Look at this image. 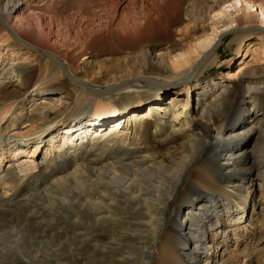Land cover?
<instances>
[{"label":"bare ground","instance_id":"bare-ground-1","mask_svg":"<svg viewBox=\"0 0 264 264\" xmlns=\"http://www.w3.org/2000/svg\"><path fill=\"white\" fill-rule=\"evenodd\" d=\"M21 1L0 0V55L2 52L11 51L12 59H20L25 54L42 68L40 74L42 78L39 81L36 80L35 67L30 61L26 63L25 60V62L12 60L9 64L5 63L4 73L15 74L21 83V86L14 90L15 92L9 94L13 96L10 97L12 101L9 105H3L7 112L12 111L34 85H36L35 90H37L36 87L42 88L43 90H38L44 95L58 92L62 95L69 94L71 86L67 80L70 79L65 71L70 76L78 71L72 69L65 54H61L59 58L51 53H45L53 60L50 61L40 57L44 53L36 46L19 41L18 36L25 37L40 46L49 44L48 34L42 33V30L35 32L30 29L31 17H20L24 9ZM169 7L167 16L174 18L180 10V3L171 2ZM205 11L206 14L202 15L203 21L209 26L211 33L205 39L196 41L192 52L174 57L162 56L161 53L143 48L132 53L126 58L127 60L119 61L115 68H108L107 72L96 74V77L89 82L90 88L85 85L72 87L75 94H78L76 98H73L76 101V104H73L75 108H79L78 103L82 100L92 102L90 99L92 96L85 89L96 95L117 90L129 91L138 86L135 80H141L150 88L145 93L158 92L162 89V83H166L163 80L166 76L173 80L171 83L184 85L194 77L202 64L206 62L208 66L214 64V59L210 57L215 52L216 48L214 51L213 48L217 40L224 32L232 30L240 33L235 37L239 44H242L245 38H248L247 40L251 43L253 38L261 40V47H257L259 55L249 59L252 62L246 63L247 70L240 71L244 66L233 75L235 86L239 89L236 95L230 94L231 90L228 91L227 88H222L219 93H215L212 87L210 90L205 88L199 92L197 88L200 84L195 82L193 90L191 86H186V97L178 98L181 91L177 90L173 92L171 101L157 107L160 110L156 113L158 117L155 120L148 116L152 112V107L149 112L140 113L144 115L134 112L137 115L128 117L126 112L131 110L129 105H124V109L120 111L115 105L94 104L93 120L120 115L121 118L107 131L103 130L104 124L101 128L95 129L89 144L91 150L95 148L100 152L86 155L81 161L84 171L93 174L97 184H101L102 187L107 185L110 188V195H105L100 203L99 208L102 212H99V215L94 214L90 219H85L84 214H81L84 226L81 235L92 237L89 240L95 243H104L102 235L107 230L101 225H107L106 229L109 230L110 235H113L111 225L113 226L115 221L112 208L128 206L133 210L138 221L132 224L119 221L118 224L127 225L122 227L123 231L132 228L135 231L140 230L142 240L138 245L143 250V259L150 264H200L208 255L203 248H219L222 241H229L230 234L246 230L244 223L249 217L250 207H252L251 213L257 210L258 214L264 217V141L258 143L259 138L264 134V120L257 113L258 106H264V82L260 76L250 75L252 72L250 66L254 68V71L264 69V6H256L250 0H213ZM40 25L42 26L41 21L38 25L41 28ZM12 37L30 49L36 47L40 55L31 51H22V49L11 50ZM104 43L112 45L116 43V39L109 36ZM82 56L80 55L75 62H78ZM197 62L199 67L195 66ZM167 69H170V73L166 75L162 70ZM82 72L89 74L90 71ZM128 75L133 77L117 86L96 87L98 83L104 81L105 77L123 78ZM126 84L127 86L123 87ZM225 92L227 94L223 95ZM194 95L197 96L199 106H190V100L195 97ZM247 96L249 101H246ZM60 98L61 96L58 95L57 100ZM94 101L98 99L95 98ZM229 101L231 104L228 106ZM68 107H61L55 112H53V106L39 108L32 120L42 119L46 122L45 126L40 134H33L32 137L21 142L17 140L14 144V146L17 145L16 151L20 149L22 151V146L26 145L29 139L39 143L52 140L44 137L43 134L67 122L63 114ZM249 110H253V113L250 114ZM6 111H4L5 116ZM53 113H56L55 119L51 118ZM197 119L200 121V126L192 123ZM97 122L94 121L88 125L101 123ZM74 126L76 125L70 126L68 131L73 130ZM79 129L75 128L74 131ZM159 141L162 143H157ZM237 141L240 142L236 143ZM64 145L68 148L66 149ZM85 145L84 140L80 139L74 142L64 141V144L58 145L59 149L57 148L55 157H61L62 153L67 151L77 153ZM223 155H227L228 159L232 160L230 166L219 164ZM47 160L44 164H48ZM13 163H11L13 167L9 165L10 169L6 168L0 173V179L8 182L5 185H10L9 181L21 185L28 177H33L35 169H38V166L27 165L18 168L16 161ZM67 177L69 176L53 177L52 181L54 184L64 185L66 181L68 182ZM78 183L81 184L79 181ZM82 185L86 188L85 190L88 189L86 183ZM245 189H248V195H244ZM85 190L82 192L86 195ZM250 192L251 198H249ZM127 194L130 195L129 200ZM256 194L258 199L255 198ZM124 196H127L126 200H123ZM139 198L148 209L137 206ZM104 200L109 203L105 205ZM171 203L173 205L170 207ZM87 209L88 207L83 208L81 212L86 213ZM94 209V213H97V208L94 207ZM104 213L107 215L104 216ZM254 215L256 214L253 213L250 219L251 225ZM177 218L181 219V223H176ZM194 218L197 224L192 221L188 223ZM89 225L98 233L89 232L87 229ZM192 227H194L193 231ZM251 231L253 230H250V233ZM184 233L189 235L187 241L182 240ZM84 240L87 241V239ZM210 241L213 244H210ZM133 242L130 243L133 244ZM85 244L87 245V242ZM110 248L123 257L122 262L134 257L129 246L116 248L110 244ZM224 249L216 251L217 257L224 256ZM94 253L93 260L97 264H109L113 261H110L103 252L94 251Z\"/></svg>","mask_w":264,"mask_h":264},{"label":"rangeland","instance_id":"rangeland-1","mask_svg":"<svg viewBox=\"0 0 264 264\" xmlns=\"http://www.w3.org/2000/svg\"><path fill=\"white\" fill-rule=\"evenodd\" d=\"M250 1L256 6H264V0ZM21 2L24 9L20 17H31L32 26L30 29L35 32L42 30V33L48 34L49 44L40 46L17 35L22 42L36 46L44 54L40 55L39 51L26 47L14 37L10 42L11 50L31 51L50 61L53 60L48 58L45 53H51L59 58L61 54H65L72 69L78 70L77 73L71 75L86 80L88 83L96 77V74L105 73L108 68H115L119 61L127 60L128 56L138 50L145 48L161 53L162 56L172 55L174 57L188 54L192 52L196 41L205 39L211 33V29L204 23L202 15L206 14L205 10L212 4L213 0H22ZM171 2L180 3V10L174 18L167 16ZM40 21L42 23L41 28L38 26ZM230 31L232 30L224 32L225 35L221 38L220 45L210 57V59H214L215 63L209 66L207 65L208 62L202 64L188 83L184 85L171 83L173 80L166 76L163 78L166 83H162L163 86H161L162 89H159V94L152 90L150 93H145L150 88L146 86V82L141 80H135L134 82H138V86L129 91L117 90L96 95V93L93 94L90 90L85 89L93 97H90L92 102L82 100L78 103L80 104L79 108L73 106L76 104L73 98H76L78 94H75L72 87L82 84L67 80L71 86L69 94L62 95L61 92H58L57 94L44 95L40 92L43 89L36 87L37 90H35L36 85H34L29 90V95L27 94L26 97L19 100L12 111L7 112L3 105H9V102L12 101L10 97H13L9 94L15 92L14 90L21 86V83L15 74L4 73V64H9V61L12 60H25L26 63L30 61L35 67V78L38 81L42 78L40 76L42 68L30 57L27 58L25 54L20 59H12L11 51H5V53L1 51L0 173L9 165L14 164L15 161L18 168L27 165L38 166V169H35L33 177H28L21 185L11 181H9L10 185H5L8 182L0 179V264H97L93 260L94 251L103 252L110 261L113 260L109 264H150L143 259V250L138 245L142 240L140 230L135 231L132 228L123 231L122 227L127 225L120 226L118 224L119 221L130 224L138 221L137 216L128 206L112 208L115 221L113 226L111 225L113 235L109 234V230L106 229L107 225H101V227L105 226V230H107L102 238L108 246L104 243H95L89 240V236L81 235V231L84 230L81 214H84L85 219H90L94 214L99 215V212H102L99 208L101 201L105 195H110V188L107 185L102 187L101 184H97L95 176L84 171L81 161L86 155H94L100 152L95 148L91 150L89 144L95 129L101 128V125L104 124L103 130L107 131L115 126L116 121L121 118L120 115L105 117L103 120H93L94 104L115 105L120 111L124 109V105H129L131 110L126 112L128 117L136 113H147L152 107V112L148 116L155 120L158 117L156 113L160 110L157 107L171 101L173 92L177 90L181 91L178 98L186 97V86H191L193 90L195 82L200 84L197 88L199 92L205 88L210 90L212 87L216 91L215 93H219L222 88H227L228 91L231 90L230 94L236 95L239 89L235 86L233 75L244 66L240 71L247 70V64L252 62L249 59L259 55L257 47H261L262 44L260 43L261 40L257 38H253L252 43L247 40L248 38H245L244 42L239 44L235 37L240 33ZM108 35L115 38L116 43L105 45L104 41H107ZM80 55L83 56L78 62H75ZM195 66L199 67L200 65L197 62ZM250 67L252 71L250 75L260 76L264 82V69L254 71V68ZM84 70L90 71L89 74H84L82 72ZM162 72L167 75L170 73V69L162 70ZM132 77L130 75L123 78L108 76L96 87L109 86L111 88ZM125 86L127 84L123 87ZM224 94L226 95L227 92ZM58 95L61 98L57 100ZM95 98L98 101L95 102ZM249 100V96H247L246 101ZM229 104H231L230 101L227 105L229 106ZM246 104L249 103L246 102ZM191 105L199 106L197 96L190 100ZM44 106H53V112L58 111L61 107L69 106L67 112L65 111L63 114L66 116L67 122L62 125L63 128L61 126L43 134L44 137L52 140L39 143L29 139V142L27 141L26 145L22 146V151L21 149L16 151L17 145L14 146V144L17 140L21 142L32 137L33 134H40L45 126L46 122L42 119L32 120L38 109ZM4 111L7 113L6 116ZM248 112L252 114L253 110ZM257 113L264 120V106H258ZM54 117H56V113H53L51 118L55 119ZM94 121L101 123L88 125L89 122L93 123ZM103 121L105 123H102ZM199 122L197 119L192 123L200 126ZM74 124L76 126L73 127V130L68 131L69 127ZM75 128L81 129L75 132ZM87 129L89 131H86ZM87 132H89L88 135ZM263 138L264 134L259 138V141L257 140L258 143H263ZM77 139L84 140L86 144L81 151L79 150L77 153L67 151L62 153L61 157H55L56 150L59 149L58 145L64 144V141L74 142ZM238 142L240 141L236 143ZM65 148L68 147L65 146ZM19 152L21 154H18ZM32 152L33 155H31ZM51 158L53 160H50ZM44 159H48V164H44ZM231 162L232 160H229L227 155H223L219 164L230 166ZM57 172L59 174H56ZM65 175L69 177H67L68 182L66 181L64 185L53 183V177ZM84 183L88 187L87 190L82 185ZM82 190L86 191V195ZM251 194L250 192L249 198H251ZM244 195H248V189L244 190ZM127 196L129 200L130 195L127 194ZM127 196H124L123 200H126ZM255 198H259L258 194ZM108 203L109 201L105 202V205ZM172 205L171 203L170 207ZM137 206L148 209L146 204L142 203L141 198H139ZM87 207L86 213L81 212L83 208ZM94 207L97 208V213H94ZM251 212L252 207L249 208L248 213L250 218L248 217L244 223V226L247 227L246 230L230 234L229 241H222L219 248H203L208 255L200 264H264V217H261L256 210L253 212L256 215H254L255 218H253L251 225L250 219L253 215ZM106 215L104 213V216ZM191 221L197 224L195 218L188 223ZM176 223H181V219L177 218ZM193 228H191L192 231ZM87 229L91 233H98L91 225ZM250 230L253 231L250 233ZM186 231L188 232V228ZM187 234L182 235V240H188L189 235ZM132 241H134L133 244L130 243ZM110 244L116 248L118 246L131 247L134 257L127 258L122 262L123 257L111 250ZM210 244L213 242L210 241ZM222 248H225L224 256L217 257L216 251H220Z\"/></svg>","mask_w":264,"mask_h":264},{"label":"water","instance_id":"water-1","mask_svg":"<svg viewBox=\"0 0 264 264\" xmlns=\"http://www.w3.org/2000/svg\"><path fill=\"white\" fill-rule=\"evenodd\" d=\"M230 32H232V31H230ZM224 35H225V34L221 35L220 38L217 40L216 45H215L214 48H213V51H214L215 48H217V47L220 45L221 38H222ZM19 41H20V39H19ZM31 48H32L33 50H35V51H38L36 47H31ZM50 56H51L52 58H55V57L52 56V55H50ZM65 74H66V76H68V77L70 78V80H72V81H74V82H76V83H78V84L85 85L87 88H90V87H89V83H88L86 80H82V79H79V78H77V77H72V76H70V75L68 74V72H66V71H65Z\"/></svg>","mask_w":264,"mask_h":264}]
</instances>
